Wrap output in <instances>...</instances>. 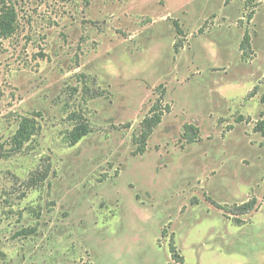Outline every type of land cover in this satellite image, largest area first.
<instances>
[{"label": "rangeland", "instance_id": "374dc122", "mask_svg": "<svg viewBox=\"0 0 264 264\" xmlns=\"http://www.w3.org/2000/svg\"><path fill=\"white\" fill-rule=\"evenodd\" d=\"M227 1L0 0V264H264V0Z\"/></svg>", "mask_w": 264, "mask_h": 264}, {"label": "trees", "instance_id": "16d2710c", "mask_svg": "<svg viewBox=\"0 0 264 264\" xmlns=\"http://www.w3.org/2000/svg\"><path fill=\"white\" fill-rule=\"evenodd\" d=\"M229 2V0L227 1ZM255 0H246V4H252ZM255 11L252 10L250 14L247 15L249 21L253 19ZM12 21L9 18H3L0 20V30L5 33L6 36H10L12 33ZM174 25L177 31V35H183V30L181 29L180 23L178 20L174 21ZM200 32H203L202 30ZM251 34L249 30L246 31L244 39L241 43V51L245 54L246 50L251 47ZM181 45L176 43L174 45L175 53L178 54L180 51ZM261 103L264 105V93L261 96ZM172 112V106L167 104L165 101V93L163 92L156 102L152 105L149 113L145 116L141 123L140 134L136 135L133 139L135 145V150L133 152L134 156L144 155L147 152L148 142L155 130L162 124L163 118L166 114ZM37 127L34 121L30 119H24L20 125L19 130L14 136V145L16 148H22L26 143H28L34 134L36 133ZM257 132L264 134V122H259L256 126ZM91 133V128L88 124H80L74 128V130L69 134L68 140L69 144L76 145L84 137L88 136ZM183 140L186 143L192 144L202 140L200 128L193 124H186L184 126ZM213 205L222 208L220 205L212 202ZM257 204V199L253 198L242 205L237 207L239 215H246L251 213ZM163 236L167 235V230L163 231ZM170 253L172 259L176 262H181L182 258L177 254V249L175 245L171 242L170 244Z\"/></svg>", "mask_w": 264, "mask_h": 264}, {"label": "crops", "instance_id": "0c3cea01", "mask_svg": "<svg viewBox=\"0 0 264 264\" xmlns=\"http://www.w3.org/2000/svg\"><path fill=\"white\" fill-rule=\"evenodd\" d=\"M253 18H254V17H253ZM252 20H253V19H252ZM252 20H251V21H252ZM246 31H247V30H246ZM245 33H246V32H245ZM251 41H252V40H251ZM172 110H173V109H172ZM166 115H167V114H166ZM166 115H165V116H166ZM165 116H164V117H165ZM163 119H164V118H163ZM162 123H163V122H162ZM155 131H156V130H155ZM200 131H201V130H200ZM154 133H155V132H154ZM153 135H154V134H153ZM153 135H152V136H153ZM151 138H152V137H151ZM151 138H150V139H151Z\"/></svg>", "mask_w": 264, "mask_h": 264}]
</instances>
